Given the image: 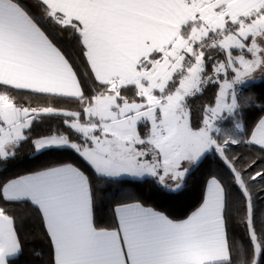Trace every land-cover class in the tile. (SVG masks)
I'll return each instance as SVG.
<instances>
[{
	"label": "snow or ice",
	"instance_id": "snow-or-ice-1",
	"mask_svg": "<svg viewBox=\"0 0 264 264\" xmlns=\"http://www.w3.org/2000/svg\"><path fill=\"white\" fill-rule=\"evenodd\" d=\"M33 256L264 264V0H0V264Z\"/></svg>",
	"mask_w": 264,
	"mask_h": 264
},
{
	"label": "trees",
	"instance_id": "trees-1",
	"mask_svg": "<svg viewBox=\"0 0 264 264\" xmlns=\"http://www.w3.org/2000/svg\"><path fill=\"white\" fill-rule=\"evenodd\" d=\"M195 103H199V101H196ZM254 118H255V114H253V119ZM194 202L195 201L193 199V201H191L190 203H194ZM30 247L32 248V250L34 252L39 253V252H41L42 245H41V243L39 241H36ZM32 258L34 260V264H41V257L33 256Z\"/></svg>",
	"mask_w": 264,
	"mask_h": 264
}]
</instances>
